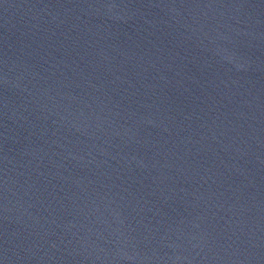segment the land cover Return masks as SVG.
I'll return each instance as SVG.
<instances>
[{
	"label": "water",
	"instance_id": "obj_1",
	"mask_svg": "<svg viewBox=\"0 0 264 264\" xmlns=\"http://www.w3.org/2000/svg\"><path fill=\"white\" fill-rule=\"evenodd\" d=\"M0 264H264V0H0Z\"/></svg>",
	"mask_w": 264,
	"mask_h": 264
}]
</instances>
